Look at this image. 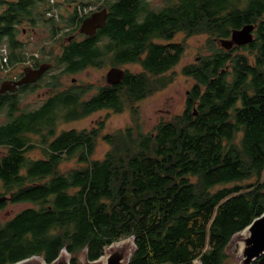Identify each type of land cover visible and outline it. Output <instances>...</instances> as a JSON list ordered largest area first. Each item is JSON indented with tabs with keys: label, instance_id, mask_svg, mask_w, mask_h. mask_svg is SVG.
<instances>
[{
	"label": "trees",
	"instance_id": "obj_1",
	"mask_svg": "<svg viewBox=\"0 0 264 264\" xmlns=\"http://www.w3.org/2000/svg\"><path fill=\"white\" fill-rule=\"evenodd\" d=\"M62 1L75 10L64 8L69 16L57 18L47 14L51 0H0V45H8L12 64L27 58L24 24L80 27L77 4H97L108 9L106 24L80 44L64 45L62 74L127 63L141 71L127 70L80 108L64 96L55 116L24 111V86L0 93L9 116L0 123L7 148L0 197L8 196L0 209L35 204L0 220V264L33 255L52 263L63 249L71 264H84L78 253L96 259L129 236L136 242L129 264H234V234L264 212V0H163L156 7L151 0ZM245 23L257 25L253 42L230 50L218 43ZM180 32L207 34L210 52L182 67L194 81L184 110L144 131L137 104L173 82L171 70L185 52V41H174ZM80 83L79 93L89 89ZM99 109L129 111L132 125L104 133L103 120L93 129L59 130ZM100 139L109 147L95 158ZM36 148L43 157L28 155ZM74 158L78 165L63 170ZM253 264H264V255Z\"/></svg>",
	"mask_w": 264,
	"mask_h": 264
},
{
	"label": "rangeland",
	"instance_id": "obj_2",
	"mask_svg": "<svg viewBox=\"0 0 264 264\" xmlns=\"http://www.w3.org/2000/svg\"><path fill=\"white\" fill-rule=\"evenodd\" d=\"M58 1V0H57ZM60 6L56 8L57 13H64L66 16H69V12L64 9L69 5L60 0ZM152 6L156 7L162 4L163 0H151ZM72 4V3H71ZM78 8L81 4H77ZM76 5V6H77ZM82 6V5H81ZM95 6V5H94ZM1 10V9H0ZM70 11L75 10V5L69 6ZM80 15L82 14L79 10ZM60 17V16H59ZM64 26H67L63 24ZM24 32L21 33L20 38L25 42V51L27 53L38 52L39 49L45 43L50 44L53 40L54 36L52 32L48 31L49 27L45 20H42L36 27L31 31L30 34L25 32L26 29H30L31 26L28 24L23 25ZM208 35L205 33L196 34L192 36H186L185 33L180 32L174 39L177 42L185 41V52L181 58V61L171 70L173 73L174 80L168 87L156 92L154 95L142 100L138 103V108L140 109V121L141 126L144 131H152L155 125L161 120H170L173 115L181 113L186 104V98L188 90L193 85L194 81L191 77H188L182 73V67L187 64L195 61L199 54H206L208 48L206 47ZM248 52V51H244ZM25 64L19 63L14 66V72L18 75L23 72L25 68ZM65 65H61V69ZM111 64H103L102 66L93 68L89 67L88 69H83L79 73L71 74L68 77V82H71L72 78L75 77L77 81L88 83H95L97 85H102L105 77L107 75L108 70L112 67ZM125 68L130 69L131 71H141V66L138 64H128L124 66ZM122 67V68H124ZM3 82V79L0 78V85ZM102 82V83H101ZM21 95V108L25 109L26 99L23 98L22 92ZM38 97L37 95H35ZM8 110L3 109L0 110V123L6 122L9 119L7 114ZM100 114L103 115V119L106 120V126L103 130L104 133L113 131L120 127H125L128 125H132V115L129 111L123 112H115L113 110H103L101 112H96L91 114L88 117L82 118L80 120H66L63 123H60V129H71V128H82V127H91L93 125L94 120L100 118ZM34 139H37L34 137ZM109 145L99 140L98 147L95 152V158H102L107 151ZM7 148L4 146H0V155L5 154ZM32 158H40L43 157V153L40 148H36L29 152L28 154ZM78 165L77 159H72L69 161H65L62 163L61 167L63 170H68L74 166ZM35 206L32 202H8L3 208L0 209V220L2 222L7 221L12 218L15 214L21 211L24 208ZM123 238V240L127 239ZM129 240L131 244L134 246V237L129 236ZM231 260L234 264L240 263V251H241V243L237 238H233L230 242V246L228 248ZM65 255L67 254L66 251ZM70 258L71 255L67 254ZM81 261L86 262V255L84 252H80L77 254Z\"/></svg>",
	"mask_w": 264,
	"mask_h": 264
},
{
	"label": "water",
	"instance_id": "obj_3",
	"mask_svg": "<svg viewBox=\"0 0 264 264\" xmlns=\"http://www.w3.org/2000/svg\"><path fill=\"white\" fill-rule=\"evenodd\" d=\"M108 9L95 11L88 15L80 25V32L89 36H94L99 28H102L107 21ZM255 23H245L240 28H234L231 31L230 37L219 38L218 43L227 50L236 46H242L253 42L256 28ZM49 65L43 63L39 68L26 67L24 75L20 79L5 80L1 83L0 93L15 90L18 86L23 85L39 78L47 69ZM126 75V70L120 66H112L107 72V80L110 84H117L121 82ZM197 111H195V114ZM8 196L0 197V202L7 200ZM134 246L131 244L129 237L125 240H117L105 248L103 255L96 259H90L87 250L84 251L86 255V262L84 264H129L131 257L136 249L135 236ZM237 238L241 243L240 263L239 264H253L257 259L264 255V212L256 217L243 230L234 234L233 238ZM232 238V239H233ZM232 241V240H231ZM63 249L60 255L52 262H47L44 257L40 255H33L24 258L14 263L8 264H71V256L65 255Z\"/></svg>",
	"mask_w": 264,
	"mask_h": 264
},
{
	"label": "flooded vegetation",
	"instance_id": "obj_4",
	"mask_svg": "<svg viewBox=\"0 0 264 264\" xmlns=\"http://www.w3.org/2000/svg\"><path fill=\"white\" fill-rule=\"evenodd\" d=\"M71 5L72 4H70L69 6L71 7ZM69 6H68V9H69ZM103 8H107V7L105 6L101 7V5H98L97 8L91 13L102 10ZM35 27L36 26H31V28L26 29L25 32L27 34H30L31 31L35 29ZM48 27H49L48 31L54 32L55 34L51 43L50 44L45 43L44 45H42V47L39 49L38 52L28 54V59L30 60V64L28 65V67L36 69V68H39L43 63H47L49 65L48 69L36 80L28 82V83H24L23 85L18 86L15 90L11 91V92H18L20 90V87L22 86L25 87L22 90L23 98L26 99L25 101L26 106L24 107L25 109H23L24 111H26L27 113H35V112L39 113V112L48 111L50 112V114L54 113L53 116H55V114L61 113L62 110L59 108L58 105L55 106L54 104L56 103V101H57V104L61 102L64 96L66 98L72 97L73 100L76 99V104H73V102L71 101H68V102L70 103L71 106L80 108V104H82L83 101H90V100L96 99L98 97L99 90L101 87H104L106 85L115 86L120 83L119 82L117 84H110L107 80V75H106L103 83L101 82L102 85L101 84L97 85L91 82V83H88L89 89H87L85 92L79 93L78 90H75L74 86L80 85L82 83L77 81L75 77L72 78L71 82H68L67 80L68 77L71 74L79 73L83 69L86 70L89 67L96 68L98 66H88L86 68L85 67L79 68L77 70L75 68L68 67V72H65L64 74H62V69H61L62 62L59 61V58L62 56L64 52V45L68 43L70 44L71 41L73 40L77 41L75 44H80V42L87 39L89 35L80 32V27L77 25L64 26L63 24H61V25L54 26L53 24L48 23ZM206 51H207L206 54L210 52L207 49ZM128 64H134V63H127L124 65H113V66L124 67L125 65H128ZM124 69L126 71L130 70L125 67ZM23 75L24 73H21L17 77V79H20L21 77H23ZM64 92H67V95H63ZM35 95L37 96L39 95V96L36 97ZM48 104H50V106H48ZM67 110L69 111V109L67 108L65 112H67ZM103 110H106V109H99V110L93 111L92 113L89 114V116L93 113L101 112ZM103 120H104L103 115L100 114V118L94 120L93 125L91 127H82V129H85V128L93 129L95 127H98Z\"/></svg>",
	"mask_w": 264,
	"mask_h": 264
},
{
	"label": "built area",
	"instance_id": "obj_5",
	"mask_svg": "<svg viewBox=\"0 0 264 264\" xmlns=\"http://www.w3.org/2000/svg\"><path fill=\"white\" fill-rule=\"evenodd\" d=\"M54 1V0H52ZM98 5H91V6H83L84 11L80 17H84L89 14L91 11L95 10ZM48 15L50 16H58L56 8H52L48 11ZM25 65L30 64V60L26 59L22 62ZM16 64H12L10 62V51L7 44L0 45V78L1 79H16L17 74L14 72V66Z\"/></svg>",
	"mask_w": 264,
	"mask_h": 264
},
{
	"label": "bare ground",
	"instance_id": "obj_6",
	"mask_svg": "<svg viewBox=\"0 0 264 264\" xmlns=\"http://www.w3.org/2000/svg\"><path fill=\"white\" fill-rule=\"evenodd\" d=\"M56 6H57V5H56ZM57 7H58V6H57ZM57 7H56V8H57ZM79 10H80L81 13H83V11H84L83 6L80 5V6H79Z\"/></svg>",
	"mask_w": 264,
	"mask_h": 264
}]
</instances>
